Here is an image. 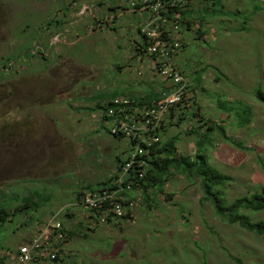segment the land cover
Returning a JSON list of instances; mask_svg holds the SVG:
<instances>
[{"label":"rangeland","instance_id":"374dc122","mask_svg":"<svg viewBox=\"0 0 264 264\" xmlns=\"http://www.w3.org/2000/svg\"><path fill=\"white\" fill-rule=\"evenodd\" d=\"M220 1L226 15L180 27L176 63L190 90L160 138L177 136V157H193L195 135L185 133L207 120L241 142L244 150L215 131L203 146L208 165L230 178L219 187L228 203L264 187V102L254 96L264 94V0ZM117 4L0 0V209H16L0 221V261L59 211L72 234L48 264H264L262 238L221 221L201 201L196 177L174 174L149 205L135 192L130 219L92 227L90 212L75 204L79 188L109 186L115 160L130 152L94 108L125 96L124 82L143 65L134 51L139 18ZM191 5L202 12L200 0ZM181 111L195 116L178 122ZM240 213L264 221V211Z\"/></svg>","mask_w":264,"mask_h":264},{"label":"built area","instance_id":"2783aa9c","mask_svg":"<svg viewBox=\"0 0 264 264\" xmlns=\"http://www.w3.org/2000/svg\"><path fill=\"white\" fill-rule=\"evenodd\" d=\"M117 1L118 8L124 10L122 7L125 6L139 18L137 32L142 44L136 47L140 48L142 56H146L152 74L161 78L166 86L158 99L140 107H133L134 102L124 96L110 101L105 114L111 118L109 132L116 138L127 140L130 152L121 160L112 186L83 192L80 204L91 213L93 220L89 226L92 227L112 223L133 212L137 199L120 196L130 190L131 181L126 180L127 174L133 167L145 164L142 158L145 149L159 140L158 133L165 115L188 93V80L176 61L183 47L180 11L191 0ZM58 215L59 211L55 212L32 240L18 247L15 264H36L57 257L65 240Z\"/></svg>","mask_w":264,"mask_h":264},{"label":"trees","instance_id":"16d2710c","mask_svg":"<svg viewBox=\"0 0 264 264\" xmlns=\"http://www.w3.org/2000/svg\"><path fill=\"white\" fill-rule=\"evenodd\" d=\"M192 0L190 1L187 7L180 11L181 19L180 26H185L186 28H190L192 22L197 19L200 22H203L206 17L215 18L217 16L226 15V12L223 10V6L220 0H200L203 7H201L202 12L196 13L191 5ZM200 9V8H199ZM195 15V17L193 16ZM248 20L246 16L242 24H245ZM240 29H243L241 27ZM198 31V36H203L205 31ZM139 46V44H138ZM135 54L141 56L142 52L139 47H134ZM6 66V63H4ZM189 89V88H188ZM190 90V89H189ZM160 93V91H159ZM118 95V94H117ZM123 95V94H122ZM160 95V94H159ZM156 95L151 92L149 96L139 97L138 95H134L131 91H127V94L124 97H128L131 99L133 103V107H140L142 104H149L154 100ZM187 96V95H186ZM255 98L264 102V94L261 91H258L254 94ZM113 97H116L114 95ZM112 97V98H113ZM186 98V97H184ZM184 98L181 103L176 104L173 108H171L165 117H169L170 119L175 116V112L177 109H180V106L184 103ZM103 105V106H102ZM106 104L97 103L95 104V109L101 110V119L110 121L111 118L106 117V111L109 103ZM187 115L186 117L184 115ZM249 110L246 114L248 116ZM195 111L190 114H187L184 111H181L176 116V120L181 122V120L188 119L187 117L194 118ZM164 117V119H165ZM194 122H199L197 127L193 126L191 130L187 131L186 135H195L194 145L196 147V153L193 157L190 156H180L177 157L175 154V142L177 140V136L167 137L166 140L162 141L161 136L165 130L164 121L161 126V129L158 133L159 140L156 143L151 144L145 149V153L143 155L144 165L141 167H133L129 170L126 180L131 181L130 190L126 192H122L120 196L134 197V193L137 192L141 195L142 201L150 204L152 202L151 194L153 191L157 193L163 192V188L166 185L167 180L173 176L174 174L184 175L187 178L196 177L199 180V186L202 192L201 201L208 202L214 214L223 222L227 224H236L242 230L257 235L262 238L264 241V221H252L247 216L240 213V210L245 209L252 212L264 211V187H260L257 192L250 194L249 196H243L233 199L231 202H225L221 197L223 192L220 191L219 187H222L225 183H227L230 178L218 172L217 170L211 168L206 161L203 152V146L205 144H210L211 133L218 131L223 140L229 142L231 145L235 146L239 150H244L242 143L239 141H234L225 136L223 132V128L216 124H210L207 120H195ZM201 122V123H200ZM248 120L243 119L240 122L238 121V126H243L247 123ZM203 125H206L204 129ZM201 148V149H200ZM202 150V151H201ZM120 162L118 159L117 162ZM118 162V164H119ZM112 182H110L111 185ZM92 190V189H88ZM85 191L84 188H79L76 192V200L80 202V198ZM33 196L34 195H30ZM29 196V197H30ZM37 196V195H35ZM27 197V196H26ZM28 197V198H29ZM167 200L170 198V195H166ZM137 199V198H136ZM138 201V199L136 200ZM135 201V205H136ZM13 209L10 211L5 209H0V221H6L9 216L15 211ZM133 213V212H132ZM132 213H126V215L122 219H130L132 217ZM2 215V216H1ZM91 215V213H90ZM59 220V217H58ZM60 221V220H59ZM61 223V221H60ZM62 233L65 236V239L72 234L70 230H67L62 224ZM10 251V250H9ZM61 250L58 251L60 253ZM60 257H56L54 261H59Z\"/></svg>","mask_w":264,"mask_h":264},{"label":"crops","instance_id":"0c3cea01","mask_svg":"<svg viewBox=\"0 0 264 264\" xmlns=\"http://www.w3.org/2000/svg\"><path fill=\"white\" fill-rule=\"evenodd\" d=\"M102 1V0H99ZM140 64L143 63V65H138L136 71H135V77L136 79H127V81L124 82V88L127 91H131V89H133L131 92L134 95H138L139 97H142L143 99L147 96H149V93L153 92L156 96L154 97V100L158 99L160 97V93L159 91H161L162 89H164L166 86L165 83L161 84L160 82L156 81L157 76H155L154 74H152L150 68H149V64H145V61L142 60V57H138ZM147 62V61H146ZM143 66V68H142ZM132 75V78L134 77ZM132 82V83H131ZM117 140H125V139H120V138H116ZM55 144V142L53 143V145ZM120 160V157L117 158V160ZM117 160H115V165H114V174L113 176L110 177L111 179V184H113L114 182V177L116 176V172H117V168H118V162ZM112 170V171H113ZM106 187H110L109 186H103L102 188H106ZM94 189V188H92ZM98 189V188H97ZM80 204V202H75V204L77 205ZM81 205V204H80ZM8 254V253H7ZM6 255V257H1V261L0 264H8L9 262H7L9 259L13 260L14 262L12 264L16 263V254L15 255H10L9 256ZM59 257V256H57ZM4 258V259H3ZM61 259V258H60ZM53 262H58V261H54V260H50ZM36 264H48V259H43L39 262H37Z\"/></svg>","mask_w":264,"mask_h":264},{"label":"clouds","instance_id":"9594fccd","mask_svg":"<svg viewBox=\"0 0 264 264\" xmlns=\"http://www.w3.org/2000/svg\"><path fill=\"white\" fill-rule=\"evenodd\" d=\"M184 46V45H183ZM182 49H183V47H182ZM182 49H181V51H182ZM180 54V53H179ZM139 57H141V56H139ZM180 58V56L178 57V59ZM184 75V74H183ZM185 76V75H184ZM188 80V79H187ZM188 88H189V83H188ZM189 90V89H188ZM109 119V118H108ZM108 122H110L111 123V120L110 121H108ZM111 126V125H110ZM110 133V132H109ZM111 135V134H110ZM114 137V136H113ZM115 139H116V137H114ZM120 162H121V160H120ZM120 162H119V165H120ZM119 165H118V168H119ZM118 168H117V170H118ZM117 173V172H116ZM115 178V177H114ZM113 184H111L110 186H112ZM86 209V208H85ZM87 210V209H86ZM88 211V210H87ZM58 217H59V215H58ZM58 255H59V253H58ZM57 255V256H58ZM55 260V259H54Z\"/></svg>","mask_w":264,"mask_h":264}]
</instances>
